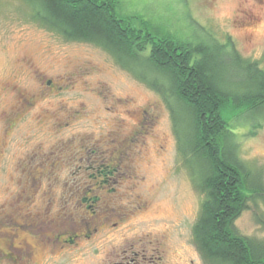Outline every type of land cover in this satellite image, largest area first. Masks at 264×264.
Returning a JSON list of instances; mask_svg holds the SVG:
<instances>
[{
	"label": "rangeland",
	"instance_id": "obj_1",
	"mask_svg": "<svg viewBox=\"0 0 264 264\" xmlns=\"http://www.w3.org/2000/svg\"><path fill=\"white\" fill-rule=\"evenodd\" d=\"M116 1L121 15L139 19L133 24L144 26L156 38L170 36L207 46L229 40L244 60L264 70V0ZM230 53L226 49L222 55L226 66H230ZM225 71L227 85L236 89L242 74L231 68ZM48 80L54 85L50 90L45 86ZM20 95H33L36 104L7 131L1 114L19 109ZM230 124L238 156L260 172L264 183V120L236 118ZM117 137L133 142L132 161L113 173L126 174L127 181H121L118 189L141 196L148 211L122 226L129 230H113L94 236L95 240L116 243L138 233L160 234L178 259L209 264L192 239L203 197L178 152L167 98L123 70L101 48L66 41L46 30L31 19L23 0H0V210L18 205L17 195H24L30 184L25 174L30 170L39 174L40 157L50 152L62 153L59 160H52L60 171L50 179L37 175L31 208L46 211V196H51L47 211L55 217L63 206L71 207L69 199L63 198L70 190L82 197L90 190L86 197H101L97 184L108 179L111 187L112 178L98 177L91 163L106 164ZM192 167H197L196 160ZM131 200L123 203L129 205ZM234 224L243 236L264 242L263 201L251 202Z\"/></svg>",
	"mask_w": 264,
	"mask_h": 264
},
{
	"label": "trees",
	"instance_id": "obj_2",
	"mask_svg": "<svg viewBox=\"0 0 264 264\" xmlns=\"http://www.w3.org/2000/svg\"><path fill=\"white\" fill-rule=\"evenodd\" d=\"M23 1L31 19L46 30L101 48L167 98L178 152L203 197L192 228L202 259L209 264H264V242L243 236L234 224L251 202L264 203V183L260 172L238 156L230 124L236 118L264 120V70L244 60L229 40L207 46L156 38L134 25L139 19L121 15L116 0ZM226 49L231 51L230 66L222 57ZM228 68L244 78L236 89L227 85Z\"/></svg>",
	"mask_w": 264,
	"mask_h": 264
},
{
	"label": "flooded vegetation",
	"instance_id": "obj_3",
	"mask_svg": "<svg viewBox=\"0 0 264 264\" xmlns=\"http://www.w3.org/2000/svg\"><path fill=\"white\" fill-rule=\"evenodd\" d=\"M48 90L53 88V83L48 80L45 83ZM61 90L57 87L56 92ZM15 91V90H14ZM33 95L23 97L20 95V108L13 113L3 112L2 120L5 123V130H13L14 125L24 119L31 108L36 104ZM119 126L121 122H117ZM115 142V143H114ZM112 142L113 152L110 158L104 160L106 164L94 161L98 177L110 176L111 187L108 179L101 180L97 184L100 195L89 197L92 191L88 190L84 196H80L77 190H70L63 198L69 199L67 205L59 210L55 217L50 214L48 207L53 202L51 196H46V211H38L31 208L36 190H34L36 177L55 176L60 169L52 160H59L61 152H50L40 157L41 172L33 173L31 170L26 175L30 183L23 192L24 195H17L14 203L8 211L0 210V264H195L196 261L190 258L188 262L178 259L175 252L169 247L166 238L160 234L138 233L132 238L121 237L116 243H103L94 236L113 232V230H129L126 226L129 220L147 214L148 205L141 196L130 195L119 190L121 181L126 182V174L113 175L125 167V161H132L129 150L133 142L128 138L117 137ZM34 158L35 155H34ZM34 159H31L33 161ZM43 163V164H42ZM47 163V164H46ZM49 163V164H48ZM77 164V163H76ZM80 166V165H79ZM81 166L79 172L81 170ZM100 168L104 171L101 174ZM113 168L112 171L106 169ZM43 170V171H42ZM123 177V179H120ZM96 176H94L95 179ZM97 178V177H96ZM109 186L104 190L105 186ZM113 185V186H112ZM103 189V190H102ZM127 193V194H126ZM86 194L87 197L85 196ZM131 198L129 205L123 203ZM88 204L84 208L77 204ZM13 204V203H12ZM22 204V205H20ZM49 204V205H48ZM90 204V205H89ZM123 204V205H122ZM48 210V211H47ZM122 231V235H123ZM101 239V238H100ZM107 240V239H104ZM196 248V247H195Z\"/></svg>",
	"mask_w": 264,
	"mask_h": 264
}]
</instances>
